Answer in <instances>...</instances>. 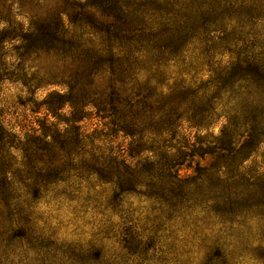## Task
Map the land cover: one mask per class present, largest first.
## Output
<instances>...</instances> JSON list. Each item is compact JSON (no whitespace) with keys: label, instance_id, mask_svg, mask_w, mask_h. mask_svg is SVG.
Here are the masks:
<instances>
[{"label":"rangeland","instance_id":"obj_1","mask_svg":"<svg viewBox=\"0 0 264 264\" xmlns=\"http://www.w3.org/2000/svg\"><path fill=\"white\" fill-rule=\"evenodd\" d=\"M3 35L1 124L57 137L0 149V264H264V0H0ZM112 150L138 185L89 167Z\"/></svg>","mask_w":264,"mask_h":264},{"label":"trees","instance_id":"obj_2","mask_svg":"<svg viewBox=\"0 0 264 264\" xmlns=\"http://www.w3.org/2000/svg\"><path fill=\"white\" fill-rule=\"evenodd\" d=\"M110 34L112 33L109 32V35ZM113 37H115V35H113ZM6 39L9 40V38H6L3 35V37H0V43H2L3 40L5 41ZM262 81L264 83V62L261 61L257 62L256 60H254V98H256V100L258 99V97H262V96L264 97V89L261 88V86L259 85L260 82ZM103 105L104 104L102 103L99 104V106L98 105L96 106L99 107L97 108L98 113L103 112ZM117 105H119V103H117ZM47 110L49 111V108H47ZM99 118L103 120V124L101 126L102 129L99 131L100 132L99 137L102 138L103 140L111 137V135H108L107 132L109 131L111 134L112 130H115L116 132L115 135H117L118 133H122L124 134V136H131L133 134V125L130 122L121 124V122L120 121L117 122L116 119L114 120L115 123H113L114 116H112V121L107 123L105 122L106 118H103L101 116H99ZM107 119H110V117ZM1 123L2 122H0V149L2 150L3 156L8 152H16L24 156L23 158L29 162L30 159L32 160L31 156H34L33 154L35 152H41L43 151L42 148H44L45 145L48 146L49 144L47 143L48 136L51 140H55L54 137H57L55 131L52 133H55L56 135L51 136L48 134L47 136L46 134L47 132L44 129L46 126L37 129L33 128V130L29 129L22 131L20 137L18 134H15L11 130V128L3 127ZM107 127H110L111 129H108ZM54 129L56 130V127ZM222 142L223 140H221V143ZM40 146L42 148H39ZM223 146L224 144L221 145V147ZM5 150H7L6 153H4ZM213 150H216L219 153H215L214 151H210L209 153L216 155L218 160L222 159V156L219 155H222L220 151H223V149H213ZM245 159L246 158H240L239 163L243 162ZM138 162H140L139 156L136 155L128 156L124 150H120L118 152L112 150V152L108 156H100L92 160H89L87 163H90L89 164L90 168L94 166L97 167L94 170L95 172H98V174L100 175H105V179L107 180H102L104 181V183L109 184L111 182V179L114 177L117 180L116 185L121 190V187L126 185H133V187H135V185H138L136 182H134V179H136L135 176L138 175V173L135 171L137 165L139 164ZM199 178L200 177L195 178V181L199 182L200 181ZM10 181L11 178H8L7 176L3 175L0 177V184H1L0 203L7 215H11L9 202L11 200L12 201L15 200L13 196H10L14 191V188H12ZM177 182L180 185L178 180ZM191 184L192 182L185 184V186L189 187ZM175 187L180 188V186L178 187V185H175ZM209 201H214L216 204H226L227 202H230V199L229 196H227L223 191H218L215 193L214 198H212ZM0 216H3L2 212L0 213Z\"/></svg>","mask_w":264,"mask_h":264}]
</instances>
